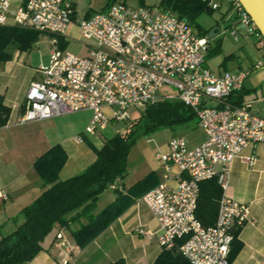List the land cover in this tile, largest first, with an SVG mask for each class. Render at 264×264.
Segmentation results:
<instances>
[{
  "label": "built area",
  "instance_id": "built-area-1",
  "mask_svg": "<svg viewBox=\"0 0 264 264\" xmlns=\"http://www.w3.org/2000/svg\"><path fill=\"white\" fill-rule=\"evenodd\" d=\"M207 1L215 9L222 5ZM229 1L236 19L224 32L236 41L254 37L264 51V36L251 14L240 0ZM75 15L76 0H0V25L53 35L49 61L39 66L25 101L18 106L16 121L24 124L91 110L86 132L95 134L113 120H129L131 108L144 110L160 100H182L195 112L205 139L190 146L186 137L176 135L167 150L157 153L163 178L136 202L150 208L159 229L139 231L148 236L156 233L164 249L178 246L191 264H231L235 231L250 221L249 205L227 193L232 164L242 158L253 166L257 157L242 155L244 149L258 144L264 149V102L257 106L232 99L252 71L213 70L207 61L210 37L159 5L118 1L79 20V36L69 38ZM60 37L79 42L88 53L61 48ZM262 65L259 61L255 69ZM214 178L223 195L215 224L206 226L197 216L200 185ZM119 181L110 186L119 188ZM0 199H8L4 190ZM56 238L59 246H66L63 264H71L74 245L65 226H60Z\"/></svg>",
  "mask_w": 264,
  "mask_h": 264
},
{
  "label": "crops",
  "instance_id": "crops-1",
  "mask_svg": "<svg viewBox=\"0 0 264 264\" xmlns=\"http://www.w3.org/2000/svg\"><path fill=\"white\" fill-rule=\"evenodd\" d=\"M217 1L222 4L219 9L224 7L226 1L229 3L224 15L230 10L233 11L229 0ZM126 2L136 6L147 5L144 0H139L136 3H131L128 0ZM95 11L96 9L91 7L89 0H76L74 20L79 21L84 17L90 16ZM235 19L236 16L233 11L229 18L224 19L229 20L225 28L220 26L222 30L218 31L214 36L210 37V34H208L211 40L209 51L221 40V51L211 56L207 54L208 65L219 73L251 70V74L244 83L245 94L242 102L252 101L257 106H261L264 102V97L262 99L248 98V94L253 91L257 92L264 85V51L258 46L255 38H253V42L259 52L247 51L249 61L244 66L243 64H238L233 66L235 67L233 69L228 64L227 59L235 57L238 48L234 44H229V42L226 46L224 45V37L227 34L224 30ZM196 32L199 33V31ZM229 35L231 42H240L236 41L231 34ZM50 36L52 37L51 34ZM248 39L251 38H245V40ZM70 44L68 45L70 46ZM79 46L84 49V54L82 55H86L88 53L87 48L80 43ZM223 47L227 51L226 54L222 58H216L212 61L211 58L213 56H219L223 53ZM238 47L245 48L244 45ZM51 49L52 44L50 42L49 54ZM22 53L17 50L14 57L4 64L5 68L2 67L0 72V92L4 97V103L11 107L8 122L0 127V190H4L8 194V199H0V226L9 233L14 231L24 221V218L19 217L22 214V209L33 202L48 187L44 184L34 166L36 159L41 154L60 144L68 155L67 162L60 171V179H66L83 171L96 159L97 149L102 147L105 139L124 130L116 127L111 130L110 127L114 121H121L113 120L105 129L98 130L95 134L86 132V126L92 117L91 110L72 112L78 113L75 116L69 113L19 124L16 121L21 111L19 107L25 101L31 81L38 76L37 70L39 68L35 67L30 70L26 74V78L17 82L15 78L18 75L14 73V68L16 65L22 66L27 57L23 56ZM238 56L240 55L238 54ZM211 61L212 65H210ZM259 61L263 63L262 67L255 69V65ZM238 92L233 94L232 99L234 101L238 99ZM105 110L108 113L112 112L108 107ZM197 127L201 129L198 124ZM78 136L82 138V141L76 140ZM174 136L176 135L172 137ZM172 137L161 144H156L151 149L150 154H138L133 159L131 158L132 149L129 155L127 171L130 179L125 178L126 174L124 178L120 179L119 188L109 186L102 192L96 202L94 213L99 212L116 200L121 193H127L130 187L150 173L155 175V180L159 184L163 178L164 169L161 167L156 155L160 151L167 150L168 142ZM189 138H187L189 145L195 146L205 139V134L199 138L196 134H192ZM148 139L147 142L153 141L151 138ZM242 155H255L257 161L252 166L242 158H236L232 164L227 193L249 205L250 221L240 228L238 238L243 243V246L231 264H264V149L259 144L248 146L244 149ZM173 171L177 173L179 169L173 166ZM139 197H136L134 204L85 248H81L76 243L72 231L78 229L82 222L87 221V218L82 217L80 220L71 222L69 226H65L66 236L74 245L70 257L71 264H110L120 258H124L126 264L153 263L164 248L160 245L156 233L148 236L139 230L156 232L159 229V223L145 203L136 202ZM72 215L74 214L69 216ZM73 224H76L74 228L71 227ZM60 226L58 223L55 224L53 231L43 241V249L30 264H63V260L66 257V246H59L58 242L60 240L56 238Z\"/></svg>",
  "mask_w": 264,
  "mask_h": 264
},
{
  "label": "trees",
  "instance_id": "trees-1",
  "mask_svg": "<svg viewBox=\"0 0 264 264\" xmlns=\"http://www.w3.org/2000/svg\"><path fill=\"white\" fill-rule=\"evenodd\" d=\"M118 1L126 0H106L100 10H105ZM158 5L186 18L193 27L198 26L201 35L210 34L212 29H203L198 22L202 13L213 14L215 11L207 0H161ZM41 34L40 31L19 25H0V72L17 50L21 52L33 50ZM68 44L69 41L60 37L61 48L67 47ZM220 51L221 40L208 52V55H215ZM238 93L235 102L242 103L245 87ZM10 114L11 107L4 103V97L0 92V127L8 122ZM195 118L198 124L195 112L182 100H160L142 110L140 119L135 120L126 129L105 139L102 147L97 149L96 159L80 173L66 179H60V171L68 159L64 148L57 144L41 154L34 166L48 187L22 209L24 221L14 231L3 235L0 226V264H30L43 249V241L53 231L56 223L69 226L71 222L82 217H86L87 221L82 222L72 234L81 248L87 247L134 204L136 197L142 196L158 184L155 175L150 173L130 187L127 193H121L116 200L94 213L100 194L117 179L126 176L129 155L139 136L138 129L146 133L160 127L172 128ZM222 195L223 188L217 179L201 182L197 216L206 226L215 224ZM71 214L74 215L69 216ZM239 231L240 229L235 231L236 236L232 242L231 262L243 246L238 238ZM110 264H126V261L120 258ZM151 264H191V262L177 246L171 250L163 249Z\"/></svg>",
  "mask_w": 264,
  "mask_h": 264
},
{
  "label": "rangeland",
  "instance_id": "rangeland-1",
  "mask_svg": "<svg viewBox=\"0 0 264 264\" xmlns=\"http://www.w3.org/2000/svg\"><path fill=\"white\" fill-rule=\"evenodd\" d=\"M131 3H136L139 0H128ZM161 0H144L147 5H158ZM217 1V0H216ZM91 7L93 9H101L105 3L106 0H89ZM229 7V3L226 1L224 4V7L222 9H215L213 14H209L207 12L202 13L199 18L198 22L202 26L203 29H211L215 28L218 26H221L222 28H225L226 25L229 23V20H224L225 18H229L232 14L233 11L230 10L227 14L224 15L226 12V9ZM225 17V18H224ZM77 21L75 20L71 26L69 27L68 30V37L73 38L77 37L79 34V29L77 26ZM196 31H199V27L195 26L194 27ZM230 33L227 32L226 36L224 37V45L226 46L229 42V44H234L236 45L237 53L235 57H230L228 58V64L230 65L231 68H235L233 66H237L238 64H243V66L246 64V62L249 61V58L247 57V51H254V52H259V49L255 47L256 45L253 42L254 37H249L251 39L245 40V38H241L240 42L238 43H233L231 42L230 38ZM52 35V34H51ZM53 37V35H52ZM49 33H43L40 36L39 41L36 43L35 47L31 51L23 52V56H27L25 62L23 63L22 66L16 65L14 68V73L18 75L15 80L17 82L23 80L26 78V74L30 72V70L34 69L35 67H39L42 64H46L49 61V48H50V40L52 39ZM70 46L68 45L67 47L71 49L72 51L82 55L84 54V49L83 47L79 46V43L77 41L71 40L69 41ZM246 43V44H245ZM244 45L245 48H239L238 46ZM227 51H225L223 47V53L219 56H213L211 58L212 61H214L216 58H222L224 54H226ZM238 54L240 56H238ZM212 61L210 65H212ZM3 68H5V65H3ZM169 91H175L174 89H167ZM258 93V96H257ZM264 97V85L262 86V89L260 90L253 91L251 94H248V98L250 99H262ZM129 113L131 115V118L129 120H122V121H114L111 125V130L113 128H120V129H125L127 126L131 125L135 120L140 119L142 110L141 109H135L131 108L129 109ZM73 116L77 115L78 113H71ZM138 139L135 147L133 148L132 151V159L136 157L138 154H150L151 149L156 145V144H161L165 141H167L170 137L173 135H184L187 138L191 137L192 134H196V136L202 137L204 135V132L202 129H199L197 127V119H193L191 121H188L184 124H179L175 125L174 127H160L159 129H155L153 131L149 132H143L142 129H138ZM151 138L153 141L152 142H147V139ZM186 138V139H187ZM190 139V138H189ZM129 173L125 177L126 179H130ZM20 218H25L24 214H20ZM76 224L71 225L72 228H74ZM9 232L5 230V228H1V234L6 235Z\"/></svg>",
  "mask_w": 264,
  "mask_h": 264
},
{
  "label": "water",
  "instance_id": "water-1",
  "mask_svg": "<svg viewBox=\"0 0 264 264\" xmlns=\"http://www.w3.org/2000/svg\"><path fill=\"white\" fill-rule=\"evenodd\" d=\"M244 7L251 14L253 20L258 25L261 33L264 36V0H240ZM221 27H215L210 31V37L214 36L218 31H221Z\"/></svg>",
  "mask_w": 264,
  "mask_h": 264
}]
</instances>
